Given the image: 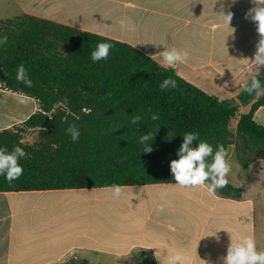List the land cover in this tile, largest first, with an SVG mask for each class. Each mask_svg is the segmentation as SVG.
Returning a JSON list of instances; mask_svg holds the SVG:
<instances>
[{
	"label": "crops",
	"instance_id": "crops-1",
	"mask_svg": "<svg viewBox=\"0 0 264 264\" xmlns=\"http://www.w3.org/2000/svg\"><path fill=\"white\" fill-rule=\"evenodd\" d=\"M38 1L49 5V12L23 14L125 43L161 66L158 54L165 48L187 51V62L174 71L218 100L238 102L247 81L264 70L245 60L253 57L259 39L256 24L245 19L251 0ZM229 11L234 15L228 26L221 12ZM121 19L135 31H122ZM18 94L0 88V130L39 110L33 98L19 103ZM248 110L239 107L240 114ZM244 170L239 180L227 176L241 191L239 198L210 193L206 186H121L145 189L143 213L116 202L112 192L99 191L111 187L0 193V264H165L171 254H181L184 264H222L231 238L242 236H252L257 251H264V159ZM16 218L22 227L15 234ZM32 218L37 225L28 234Z\"/></svg>",
	"mask_w": 264,
	"mask_h": 264
},
{
	"label": "trees",
	"instance_id": "trees-1",
	"mask_svg": "<svg viewBox=\"0 0 264 264\" xmlns=\"http://www.w3.org/2000/svg\"><path fill=\"white\" fill-rule=\"evenodd\" d=\"M5 36L0 88L35 99L39 110L21 124L0 130V147L11 151L19 146L27 153L19 161L24 169L19 179L8 183L0 175V193L176 183L170 161L178 159L183 134L192 131L214 151L218 145L226 150L233 145L243 168L264 159V125L254 120L264 107V96L249 95L243 87L238 102L218 100L130 45L28 14L0 20V38ZM101 42L113 47L107 60L94 63L91 53ZM21 64L32 87L16 80ZM168 77L178 87L163 91L159 84ZM253 77L264 83V70L246 84ZM241 105L249 110L239 115L233 134L229 125ZM153 114L159 119L151 120ZM134 115L141 116L140 124H130ZM70 124L80 130L78 141L66 134ZM21 127L40 129L38 147L21 142ZM149 131L156 133L148 142L153 151L145 153L139 137ZM169 133H174L171 139ZM197 144L193 141L192 147ZM217 191L241 195L229 183Z\"/></svg>",
	"mask_w": 264,
	"mask_h": 264
},
{
	"label": "clouds",
	"instance_id": "clouds-1",
	"mask_svg": "<svg viewBox=\"0 0 264 264\" xmlns=\"http://www.w3.org/2000/svg\"><path fill=\"white\" fill-rule=\"evenodd\" d=\"M235 2L236 0H232L233 4ZM251 3L253 6L245 14V19H250L256 24L259 39L255 45L256 51L253 57L245 58V60L249 62L250 66L259 65L264 67V0H251ZM221 15L229 26L234 14L229 11L227 14L221 12ZM119 27L122 31H135V27L123 19L119 21ZM231 29L233 33L235 29ZM5 43H7L6 36L0 38V45ZM112 47L111 43H98L95 50L91 53L92 61L95 63L107 60ZM158 55L161 57L162 66L172 68H175L178 63L187 62L189 58L187 51H180L175 48H165ZM16 80L25 87L33 86L28 70L23 64L17 67ZM159 87L161 90L167 91L170 88L178 87V84L175 79L168 77L159 84ZM243 91L249 95L255 93L256 96H264V83L259 78L253 77L250 84L244 86ZM29 99L30 97L23 93L18 94V102L21 104H25ZM85 111L90 110L86 109ZM158 119L159 116L157 114L151 116L153 121ZM141 120V116L134 115L130 120V124H140ZM66 134L70 135L72 141L75 142L80 137V130L75 124H70L66 129ZM155 134L149 131L139 137V143L145 145L143 152L150 153L153 151L148 142L154 139ZM173 135L174 133H169L167 139H171ZM193 141H198L196 147H192ZM176 155L178 159L170 161V171L177 185L184 188L206 186L207 190L213 194L217 189H223L228 186L227 176L231 171V165L228 162V153L223 145H218L214 151L212 145L200 139L198 132H185L183 134V142ZM26 156L27 153L19 146L14 147L11 151L6 147H0V175H3L8 183H12L23 175L24 169L19 161ZM209 158H211L210 161ZM111 191L116 198H119L122 194V188L119 185H112ZM164 195L166 193H162V197ZM218 240L219 237H217ZM156 258L159 259L158 256ZM220 259L222 264H264V251H257L256 243L252 236H242L236 241L231 238L226 255L220 257ZM201 262L202 264H209L205 260H201ZM165 264H184V258L181 254H171L167 257Z\"/></svg>",
	"mask_w": 264,
	"mask_h": 264
},
{
	"label": "rangeland",
	"instance_id": "rangeland-1",
	"mask_svg": "<svg viewBox=\"0 0 264 264\" xmlns=\"http://www.w3.org/2000/svg\"><path fill=\"white\" fill-rule=\"evenodd\" d=\"M30 10H37L38 12H49V5H42L40 1L38 0H0V20L3 19H10L14 18L17 16L22 15L26 11ZM60 108H62V105H59ZM58 109V108H57ZM240 113H238L237 116H239ZM237 116L231 120L230 122V130L233 134L236 132V126H235V119H237ZM254 120L261 124L264 125V107L260 108L256 114L254 115ZM18 132L20 134L21 142L25 145L28 146H34L38 147V145L42 142L41 140V134H40V129L39 128H34V129H28L25 127L18 128ZM227 159L228 162L231 165V171L228 174L230 178L233 179H241L242 171H245L243 167L240 166L238 161L235 158V153H234V146L231 145L227 148ZM122 193L127 194L132 196L130 197H119L116 202L120 203L124 207H129L131 210L132 209H137V212L143 213L145 210V197L143 194H145V189L142 187L138 188H122ZM132 189V190H128ZM103 192H112L111 190H99ZM86 193V192H82ZM121 216V215H118ZM129 217V216H128ZM124 220H126V215L122 217ZM134 220H139V217H132ZM14 233L16 234L20 227H22V220L19 218H16L14 221ZM30 230L31 233H34V228L37 225L36 219L32 218L31 219V224H30ZM26 229V228H25ZM26 231V230H25Z\"/></svg>",
	"mask_w": 264,
	"mask_h": 264
}]
</instances>
